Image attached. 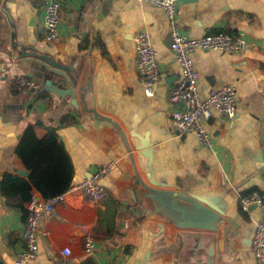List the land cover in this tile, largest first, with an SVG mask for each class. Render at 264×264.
Returning a JSON list of instances; mask_svg holds the SVG:
<instances>
[{
	"label": "crops",
	"instance_id": "crops-1",
	"mask_svg": "<svg viewBox=\"0 0 264 264\" xmlns=\"http://www.w3.org/2000/svg\"><path fill=\"white\" fill-rule=\"evenodd\" d=\"M48 1L0 0L1 263L16 264L25 247L27 214L7 204L1 181L5 174L29 181L16 145L34 124L39 137L56 128L75 165L73 185L117 161L101 182L109 197L122 202L116 225L123 233L107 244L96 238V250L87 253L85 236L96 237L104 205L72 190L46 217L38 257L28 264H264L251 252L260 210L240 204L243 195L264 190V99L257 90L264 84V0L178 3V24L189 37L225 30L249 40L240 53H192L202 99L228 83L237 88L234 118L213 109L203 119L213 149L200 145L195 133L180 134L172 123L177 105L167 89L182 74L163 8L138 0H59L61 38L49 43L39 33ZM144 29L163 74L153 96L146 95L136 67L134 37ZM43 61L76 78L75 102L44 90L48 78L55 84L64 78ZM17 75L38 83L39 92L17 90ZM30 192L43 194L33 185ZM186 196L202 209L184 201ZM165 198L171 203L160 202ZM24 206L27 210V202Z\"/></svg>",
	"mask_w": 264,
	"mask_h": 264
},
{
	"label": "built area",
	"instance_id": "built-area-1",
	"mask_svg": "<svg viewBox=\"0 0 264 264\" xmlns=\"http://www.w3.org/2000/svg\"><path fill=\"white\" fill-rule=\"evenodd\" d=\"M151 2L164 9L171 28V50L175 61L181 69V79L167 89L171 102L177 105L172 113V123L180 133H195L200 145L214 148V138L204 126L203 119L213 115V109L223 117L232 119L237 114V88L228 83L222 88L212 89L209 96L202 99L198 88L199 73L195 69L192 53L195 50H218L240 53L249 45V40L243 34L229 31L209 32L199 37H189L184 34L178 24L180 0H138ZM60 1L49 0L44 10L39 33L49 43L58 42L61 38ZM137 53V70L147 96H153L159 82L163 78L158 60V51L153 45L150 32L140 30L134 37ZM14 87L22 92L37 93L38 83L27 76L17 75L13 78ZM257 90L264 99V84H258ZM117 167L113 160L98 167L90 177L83 178L65 192L56 195L33 194L27 201V217L22 230V240L25 247L18 253L16 264H28L38 257L40 250V235L44 232L46 217L55 207L66 201L67 193L77 190L90 201L102 205L110 196V190L101 182L104 175ZM243 210H249L256 205L260 216L255 225L251 243V252L255 258L264 261V190H253L241 197ZM97 248L96 237L89 233L84 239V250L93 253ZM64 254H70L69 247L63 249ZM0 264L1 261H0ZM94 264H111L108 260H100Z\"/></svg>",
	"mask_w": 264,
	"mask_h": 264
},
{
	"label": "trees",
	"instance_id": "trees-1",
	"mask_svg": "<svg viewBox=\"0 0 264 264\" xmlns=\"http://www.w3.org/2000/svg\"><path fill=\"white\" fill-rule=\"evenodd\" d=\"M16 152L30 171L29 181L11 174L3 176L1 191L8 205L27 214L24 203L31 197L32 185L47 196L65 192L73 185L75 165L56 128L39 137L35 125L29 124L19 137ZM103 205L98 209L95 235L100 243L107 244L115 234L123 233L116 225L122 202L111 196Z\"/></svg>",
	"mask_w": 264,
	"mask_h": 264
},
{
	"label": "water",
	"instance_id": "water-1",
	"mask_svg": "<svg viewBox=\"0 0 264 264\" xmlns=\"http://www.w3.org/2000/svg\"><path fill=\"white\" fill-rule=\"evenodd\" d=\"M37 58H40V57H37ZM42 63L44 65L48 66L54 72H57L58 74L63 76V78H64L63 80H61L59 82V84H57V83L55 84L50 78H48L46 80V85H45L44 90L52 92L53 94H56L62 98L70 97V98H72V102H75L77 100V89L75 87V85L77 83L76 78L73 75H71L69 73V71H67V69H65L64 67L62 69V68L58 67L57 65L51 66L47 62H44V61ZM39 90H40V88L38 89V92H39ZM90 176H91V174L88 177H90ZM164 201L171 203V201L167 198L160 200V202H164ZM184 201L192 202V204H195L194 206H197V207L202 209L201 205H199L198 202H196L195 200H192L191 198H189L187 196L184 198ZM180 206L185 209V206L183 204H181ZM255 207H256V205L252 206V208H255ZM205 210H206V212H209L207 209H205ZM185 222L186 221L184 220L183 223H185ZM213 226H215V225H213Z\"/></svg>",
	"mask_w": 264,
	"mask_h": 264
}]
</instances>
